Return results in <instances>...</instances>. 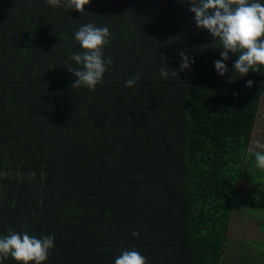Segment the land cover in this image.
<instances>
[{
    "label": "trees",
    "instance_id": "obj_1",
    "mask_svg": "<svg viewBox=\"0 0 264 264\" xmlns=\"http://www.w3.org/2000/svg\"><path fill=\"white\" fill-rule=\"evenodd\" d=\"M190 7L91 0L82 14L0 0V237L54 236L44 264H115L126 249L147 264H264V242L229 233L238 206L264 213L251 150L264 66L241 77L230 54L221 76L223 49ZM86 23L109 28L112 63L95 90L71 89ZM182 50L195 63L173 76Z\"/></svg>",
    "mask_w": 264,
    "mask_h": 264
},
{
    "label": "clouds",
    "instance_id": "obj_2",
    "mask_svg": "<svg viewBox=\"0 0 264 264\" xmlns=\"http://www.w3.org/2000/svg\"><path fill=\"white\" fill-rule=\"evenodd\" d=\"M90 2L91 0H47L51 6L74 8L82 14ZM180 2L191 6L190 11L194 13L196 27L206 29L211 34L214 41L212 45H216L213 48L223 49L220 53L221 59L214 62L215 69L221 76H226L229 72L224 61L231 60L230 54L238 56L233 69L241 77L250 71L257 72L260 66H264V3L260 0ZM74 38L83 51L70 55V59L77 65L68 69L75 77L71 89L83 86L95 90L103 82L107 66L112 63L111 57H106L104 53V48L110 43L109 28L86 23L74 33ZM178 55L181 64L179 69H173V76L190 70L195 63L183 50ZM160 75L167 79L169 72L162 67ZM139 80L140 76L137 74L129 78L125 86L134 87ZM253 84L252 80H248L246 87L251 88ZM257 147L261 145L257 144ZM253 154L256 166L264 170V151H255ZM133 235L139 236V233L133 232ZM54 241V236L36 238L27 232L17 233L10 230L7 236L0 237V258L11 256L18 264H44L55 246ZM115 264H147V258L137 250L126 249L115 259Z\"/></svg>",
    "mask_w": 264,
    "mask_h": 264
},
{
    "label": "rangeland",
    "instance_id": "obj_3",
    "mask_svg": "<svg viewBox=\"0 0 264 264\" xmlns=\"http://www.w3.org/2000/svg\"><path fill=\"white\" fill-rule=\"evenodd\" d=\"M253 143L251 146L252 152L264 151V97L262 100V105L259 110V117L254 132ZM257 144L261 147H257ZM254 179L262 182V187L260 197H264V175H255ZM258 190L257 185L254 183H243L241 192L248 191L249 193H254ZM258 194V191H257ZM257 196V195H255ZM257 198H259L257 196ZM260 200H257L259 203ZM242 206H238L234 212V217L232 225L230 227V238L233 242L241 241L242 239L264 242V232L260 231L261 223L264 221V213H261L258 209L254 208L251 204L246 205V209ZM244 212L250 217L244 216ZM263 216V217H262ZM232 243L233 248L237 245Z\"/></svg>",
    "mask_w": 264,
    "mask_h": 264
},
{
    "label": "crops",
    "instance_id": "obj_4",
    "mask_svg": "<svg viewBox=\"0 0 264 264\" xmlns=\"http://www.w3.org/2000/svg\"><path fill=\"white\" fill-rule=\"evenodd\" d=\"M253 141H254V140H252V143H253ZM251 146H252V144H251Z\"/></svg>",
    "mask_w": 264,
    "mask_h": 264
}]
</instances>
